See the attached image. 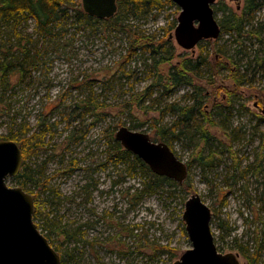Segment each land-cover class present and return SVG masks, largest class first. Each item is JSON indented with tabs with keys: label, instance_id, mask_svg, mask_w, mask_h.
Wrapping results in <instances>:
<instances>
[{
	"label": "rangeland",
	"instance_id": "obj_1",
	"mask_svg": "<svg viewBox=\"0 0 264 264\" xmlns=\"http://www.w3.org/2000/svg\"><path fill=\"white\" fill-rule=\"evenodd\" d=\"M244 2L216 0L212 7L219 24L231 13L241 14ZM180 11L174 2L158 4L146 15L125 17L126 30L70 28L58 40V49L44 54L45 64L32 70L30 84L9 89L0 103V140L16 131L21 122L28 123L29 134H39L40 147L30 164L42 170L49 187L57 189L60 202L56 199L58 204L51 210L47 194H41L43 213L34 221L60 246L67 264H174L192 246L182 215L185 201L193 193H199L212 209V230L221 251L238 253L241 263L248 264V255L261 247L264 262V70L252 74V81L230 96V65L218 68L217 74L211 66V56L220 50L233 61L237 39L249 46V52L256 45L251 49L247 36L221 29L217 39H204L194 50H186L176 42L174 29L169 34L173 48L167 44L166 53L161 48L165 56L175 53L173 61L155 65L151 52L142 49L127 58L133 33L157 43L170 22H178ZM256 20L264 23V9L257 12ZM20 27L43 44L32 17ZM202 51L209 61L200 65L197 78L191 84L171 86L168 79L174 64L183 58L196 62ZM246 62L245 57L242 63ZM154 80L159 85L149 98L132 100ZM194 87L200 88L202 103L209 110L225 103L231 111L224 110L221 118L215 116L214 125L198 117L209 132L208 140L191 128L173 139L172 150L187 167L190 162L185 181L193 190L170 194L165 187L137 198L142 174L139 169L130 174L126 163L112 155L113 126L121 122L120 126L134 125L133 130L148 133L153 141L167 143L173 135L162 134L177 116L166 107L172 102L191 106ZM89 95L96 106L84 109ZM72 129L77 140L68 138ZM209 145L217 155L212 166L203 167L195 154L208 152ZM258 158L261 169L254 165ZM235 163H239L237 168ZM8 184L17 185L13 178ZM72 233L74 237L68 238Z\"/></svg>",
	"mask_w": 264,
	"mask_h": 264
},
{
	"label": "trees",
	"instance_id": "obj_2",
	"mask_svg": "<svg viewBox=\"0 0 264 264\" xmlns=\"http://www.w3.org/2000/svg\"><path fill=\"white\" fill-rule=\"evenodd\" d=\"M117 3L118 10L113 17L100 19L85 12L81 0H0V103L4 102L5 94L9 89L11 90L21 85L28 86L30 84L28 80H31L33 77L32 70L40 69L45 64L46 60L43 59L44 54L49 49L56 51L58 49L56 47L58 40H63L62 38L70 28L73 27L75 30L83 32L88 30L95 32L102 29L126 30L125 17L130 15H146L152 12L158 4L164 6L166 4H172L173 1L118 0ZM262 9H264V0H245L241 14L231 13L226 18H223L220 23L223 31L234 32L239 37L247 36L246 39L248 38L252 41L250 45L251 49L256 45L254 50L252 49V52H249L247 50L249 46L244 44V41L237 39L235 55L231 56L232 62L226 57L224 50H220V52H216L211 56V66L214 74L218 73V68L226 67L228 64L230 65L229 69L231 71L233 85L232 90L227 89L230 96L236 94L239 86L244 85L246 82H251L252 74L264 70V23L257 22L256 20L257 12ZM30 17L35 20L38 28L37 31L44 39L41 46L38 41L32 38L26 29L20 27ZM176 25V20L170 22L169 27L165 28L166 30L164 29V36L157 43L146 38L144 35L139 36L133 33V39L127 51V58L137 53V49H142L143 52H151L150 58L154 61L155 65L173 61L176 58L174 52L170 53L169 56H165L164 54L169 50L167 44H169L170 48H173L169 34L175 29ZM161 48L165 53L162 52ZM236 56L240 57L237 58ZM177 57H180V55H177ZM245 57L247 58V62L244 64L242 62ZM208 61V54L203 55L202 51L196 62L187 58L176 62L173 67L175 71L170 72L168 79L171 82V86L184 85V83L191 84L193 79L197 78L202 71L200 65H204ZM156 85H159V81L154 80L144 89L139 97H133L132 100L137 102L141 100L145 101L153 94V87ZM192 96L194 97V103L191 106H184L181 103L172 102L166 107V109L177 116L173 125L166 128L162 134L164 137L170 133L173 135L172 139H169L167 142L172 149L173 139L180 138L181 134H185L187 130L194 129L195 133L200 134L203 139L208 140L209 132L198 121V117L214 125L216 123L215 116L221 118L224 110L231 111V108L225 103L221 106L216 105L212 110H209L202 103L204 96L199 87H194ZM222 100L224 101V97ZM229 101L231 99H228L227 103ZM7 104L9 105V103ZM91 106H96V100L92 95H89L85 100V104L82 105V108L86 109ZM76 107H80V104H77ZM92 111H95V107ZM73 113V111L68 113L69 125L71 124ZM39 124H44V122L42 121ZM120 124L122 122L113 126L110 135V139L113 142V149H115L112 155H117L120 161L126 163V171L130 174H137V169L140 170L143 180L141 181V189H138L136 193L138 195L137 198L141 199L145 194L156 193L160 190L164 191L165 187L169 188L170 194L177 192L179 189V191L185 194H189L193 190V186L186 181L180 184L168 177L155 174L141 158L125 149L115 139L114 132ZM19 126L16 131H11L10 135L2 136V138L16 141L23 151L22 169L17 176L13 177V181L33 195L35 200L33 217L36 219L40 218L43 213L40 202L41 194H47L46 200L49 203V208L53 210L54 204L56 205L58 201L60 202L59 193L57 189L47 185L48 181L46 179L43 180L42 170L34 168L30 164V160L40 147L39 142H37L39 134L37 132L29 134L30 127L26 122L19 123ZM129 128L135 129L134 125ZM261 137L262 142H264V131H262ZM68 138L69 140H77L79 138L75 129L71 130ZM208 147V152L204 153V150H198L195 154V159L203 167L212 166L215 155H217L212 145ZM256 161L254 163L255 168L261 169L259 158ZM189 166L190 162H188ZM238 166L239 163H235V167L237 168ZM44 235L48 238L50 244L59 252L60 246H55V241L51 239L48 233ZM67 237L73 238L74 234H69ZM262 251L263 249L258 247L254 253L248 255V264H264L261 258ZM60 255L62 264H67L64 256L61 253Z\"/></svg>",
	"mask_w": 264,
	"mask_h": 264
},
{
	"label": "water",
	"instance_id": "obj_3",
	"mask_svg": "<svg viewBox=\"0 0 264 264\" xmlns=\"http://www.w3.org/2000/svg\"><path fill=\"white\" fill-rule=\"evenodd\" d=\"M85 12L97 18L113 17L118 0H81ZM181 9L174 30L176 42L194 50L204 39H217L221 26L212 5L216 0H172ZM123 147L141 158L159 176L182 184L188 167L170 145L155 142L146 132L123 125L115 133ZM23 165V151L12 139L0 140V264H62L60 253L34 221L35 200L22 186H10L8 180L18 175ZM213 212L199 193L185 201L183 221L191 241L174 264H242L238 253L218 248L212 230Z\"/></svg>",
	"mask_w": 264,
	"mask_h": 264
}]
</instances>
